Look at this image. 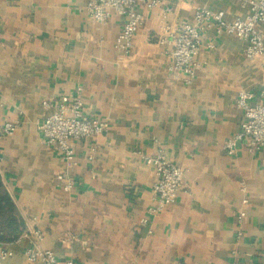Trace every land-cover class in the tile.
<instances>
[{
  "label": "crops",
  "instance_id": "obj_1",
  "mask_svg": "<svg viewBox=\"0 0 264 264\" xmlns=\"http://www.w3.org/2000/svg\"><path fill=\"white\" fill-rule=\"evenodd\" d=\"M85 0H0V122L17 121L2 140L0 175L27 232L42 249L77 264H264V146L234 155L224 145L241 129L242 90L264 86V55L245 56L244 40L202 33L191 82L170 70L166 24L192 22L196 8L246 18L240 0H176L147 9L129 55L115 41L124 18H91ZM264 30V27H262ZM81 88L85 113L107 120L101 135L76 139L75 166L43 140V107ZM259 101L255 97L252 101ZM163 149L182 167L175 203L141 223L154 203V169L141 154ZM64 173L75 184L63 189ZM249 204L242 223L240 183ZM241 232V233H240ZM240 233V234H239ZM27 239L0 242V264L26 259Z\"/></svg>",
  "mask_w": 264,
  "mask_h": 264
},
{
  "label": "built area",
  "instance_id": "obj_2",
  "mask_svg": "<svg viewBox=\"0 0 264 264\" xmlns=\"http://www.w3.org/2000/svg\"><path fill=\"white\" fill-rule=\"evenodd\" d=\"M176 0H85L86 11L91 18L98 22H105L113 15L124 18L121 32L115 41V47L125 55H129L134 47V38L143 24L144 16L140 9L165 7V11L172 10ZM243 7L249 10L246 18L233 21L225 17L223 11H212L199 7L194 11L192 22L183 23L175 27L168 23L159 37V42L168 44L166 52L171 60L170 70L176 78L183 77L186 82H191L199 67L195 57L202 46V33L213 30L217 35H230L244 40L245 56L248 59H257L264 55V0H240ZM81 88L75 96L64 95L57 100L43 102V107L51 112L39 123L44 143L51 149L61 153L69 166H75L76 151L72 141L76 139L91 138L101 135L109 128L107 120L89 117L85 113ZM258 97L259 101L252 100ZM238 107L244 111V120L241 129L228 138L224 150L228 155H234L240 144L248 151L254 152L264 146V86L258 94L242 90L239 93ZM19 123L17 121L0 122V147L2 140L16 133ZM145 162L152 166L155 173L153 191L154 203L147 208V215L141 219L144 226H148L152 217L162 213L175 203L183 187L184 171L182 167L171 162L163 149L154 155L140 153ZM64 180L63 189L71 191L74 180L64 173L57 176ZM240 191L244 195L243 208L238 215L239 223L246 216V207L249 204L247 186L244 181L240 183ZM241 233V232H240ZM239 233V234H240ZM27 239L29 246L25 250L26 259L39 264H77L73 260L61 262L50 249H42L39 243L44 240V233L36 228L23 232L15 241ZM1 242V239H0ZM10 251H3L0 259L11 256ZM183 264V263H177Z\"/></svg>",
  "mask_w": 264,
  "mask_h": 264
},
{
  "label": "trees",
  "instance_id": "obj_3",
  "mask_svg": "<svg viewBox=\"0 0 264 264\" xmlns=\"http://www.w3.org/2000/svg\"><path fill=\"white\" fill-rule=\"evenodd\" d=\"M24 231V222L0 175V239L15 241Z\"/></svg>",
  "mask_w": 264,
  "mask_h": 264
}]
</instances>
